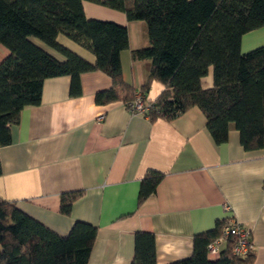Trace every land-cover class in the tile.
Masks as SVG:
<instances>
[{
    "label": "crops",
    "instance_id": "1",
    "mask_svg": "<svg viewBox=\"0 0 264 264\" xmlns=\"http://www.w3.org/2000/svg\"><path fill=\"white\" fill-rule=\"evenodd\" d=\"M89 20L127 27L129 48L121 52L123 81L137 93L147 86L155 102L164 86L150 80L151 61H135L133 52L150 47L147 24L129 22L125 13L85 1ZM31 41L56 58L66 57L42 41ZM58 42L94 64L96 57L64 35ZM264 46V27L245 34L241 51ZM9 54L0 46V63ZM71 78L45 80L40 105L26 107L11 129L12 143L0 148V199L64 237L80 221L98 229L89 264H132L135 235L155 236L157 264L190 258L196 235L218 221L235 220L252 233L253 264H264V150L247 151L231 126L229 139L217 145L203 112L195 107L175 120L152 122L125 104L96 103L113 87L102 72L80 77L81 94L71 95ZM214 86L213 69L202 80ZM164 174L156 193L140 204L141 183ZM83 192L69 216L60 212L61 195ZM228 208V209H227Z\"/></svg>",
    "mask_w": 264,
    "mask_h": 264
},
{
    "label": "trees",
    "instance_id": "2",
    "mask_svg": "<svg viewBox=\"0 0 264 264\" xmlns=\"http://www.w3.org/2000/svg\"><path fill=\"white\" fill-rule=\"evenodd\" d=\"M91 2L145 22L150 47L133 52L135 61H151L150 80L164 86L147 116L175 120L197 107L217 145L229 139L231 126L247 151L264 150V46L241 51L245 34L264 27V0H0V46L9 52L0 63V148L11 145V129L26 107L38 106L45 80L71 78V95L81 94L80 77L102 72L113 87L96 95L108 105L135 101L137 91L122 78L121 52L129 48L127 27L87 19L83 3ZM64 35L93 53L94 64L58 42ZM36 38L66 57L60 62L38 46ZM213 69L214 86L202 80ZM2 174L0 165V175ZM164 174L151 171L141 183L140 204L153 196ZM83 192L61 195L60 212L69 216ZM228 221L194 238L193 255L175 264H253L255 254L235 256L237 239L214 260L208 246L221 237ZM98 229L76 222L61 237L31 218L13 202L0 199V264H89ZM132 264H157L155 236L138 232Z\"/></svg>",
    "mask_w": 264,
    "mask_h": 264
},
{
    "label": "built area",
    "instance_id": "3",
    "mask_svg": "<svg viewBox=\"0 0 264 264\" xmlns=\"http://www.w3.org/2000/svg\"><path fill=\"white\" fill-rule=\"evenodd\" d=\"M126 106L132 113L145 115H147L148 110L151 107V105L147 104L145 96L142 93H137L135 101ZM229 237L237 239L233 248V254L235 256L247 258L255 252L251 231L242 224L237 223L235 220H230L224 229L223 237L208 246L209 256L219 257L221 252L226 248Z\"/></svg>",
    "mask_w": 264,
    "mask_h": 264
},
{
    "label": "rangeland",
    "instance_id": "4",
    "mask_svg": "<svg viewBox=\"0 0 264 264\" xmlns=\"http://www.w3.org/2000/svg\"><path fill=\"white\" fill-rule=\"evenodd\" d=\"M218 258V256H216V257H211V259H214V260H216Z\"/></svg>",
    "mask_w": 264,
    "mask_h": 264
}]
</instances>
